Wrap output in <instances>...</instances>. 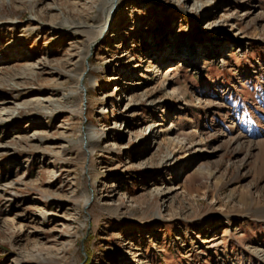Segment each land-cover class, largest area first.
Returning <instances> with one entry per match:
<instances>
[{
    "label": "rangeland",
    "instance_id": "1",
    "mask_svg": "<svg viewBox=\"0 0 264 264\" xmlns=\"http://www.w3.org/2000/svg\"><path fill=\"white\" fill-rule=\"evenodd\" d=\"M111 4L0 0V264H264V0Z\"/></svg>",
    "mask_w": 264,
    "mask_h": 264
},
{
    "label": "water",
    "instance_id": "2",
    "mask_svg": "<svg viewBox=\"0 0 264 264\" xmlns=\"http://www.w3.org/2000/svg\"><path fill=\"white\" fill-rule=\"evenodd\" d=\"M118 1H119V0H113V7L111 8V10H110V14H109V16H110V21L113 20V16H114V13H115V11H116V6H117V4H118ZM108 24H110V23H108ZM108 24H107V26L105 27V29L108 28V26H109ZM88 205H89V204H88ZM88 205H87V207H88ZM87 207H86V208H87Z\"/></svg>",
    "mask_w": 264,
    "mask_h": 264
},
{
    "label": "bare ground",
    "instance_id": "3",
    "mask_svg": "<svg viewBox=\"0 0 264 264\" xmlns=\"http://www.w3.org/2000/svg\"><path fill=\"white\" fill-rule=\"evenodd\" d=\"M111 6H112V4L110 5V9H109V11L111 10ZM182 54H184V53L182 52L180 55H182ZM165 75H167V73H165L164 76H165ZM91 134H92V133H91ZM85 136H86V141H87V143H88V145H89V144L91 143V140L89 139V132H88ZM82 137H83V136H82ZM81 139H82L81 141L83 142V138H81ZM191 146H193L192 143H191ZM87 204H88V203H87ZM89 204H90V203H89ZM88 206H89V205H88Z\"/></svg>",
    "mask_w": 264,
    "mask_h": 264
}]
</instances>
